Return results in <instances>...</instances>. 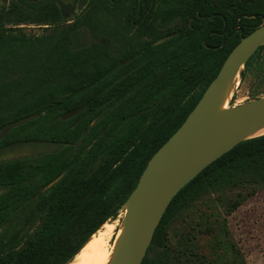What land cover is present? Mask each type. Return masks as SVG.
<instances>
[{
	"label": "trees",
	"instance_id": "1",
	"mask_svg": "<svg viewBox=\"0 0 264 264\" xmlns=\"http://www.w3.org/2000/svg\"><path fill=\"white\" fill-rule=\"evenodd\" d=\"M68 10L55 0H11L0 9V148L57 145L0 162V264H69L121 214L153 155L241 37L264 22V0H90L72 25L49 29ZM24 23L48 25V32L28 35L18 28ZM82 28L93 41L76 48ZM263 51L264 45L250 58L242 79ZM136 118L130 140L102 161L116 128ZM253 185L264 188V135L239 143L177 193L143 264L200 262L184 238L172 255L160 253L171 225L193 215L214 237L230 236L224 222L194 207L206 195ZM239 205L231 203L228 212ZM232 264L244 262L235 256Z\"/></svg>",
	"mask_w": 264,
	"mask_h": 264
},
{
	"label": "water",
	"instance_id": "2",
	"mask_svg": "<svg viewBox=\"0 0 264 264\" xmlns=\"http://www.w3.org/2000/svg\"><path fill=\"white\" fill-rule=\"evenodd\" d=\"M263 45L264 22L241 37L186 120L153 155L120 208L124 212L121 232L109 264H143L156 230L177 193L236 145L264 135V95L239 105H227L242 70ZM76 114L73 111L63 118ZM25 121L12 124L4 134ZM56 147L38 141L4 146L0 148V162L16 158L9 157L15 151L44 153Z\"/></svg>",
	"mask_w": 264,
	"mask_h": 264
},
{
	"label": "rangeland",
	"instance_id": "3",
	"mask_svg": "<svg viewBox=\"0 0 264 264\" xmlns=\"http://www.w3.org/2000/svg\"><path fill=\"white\" fill-rule=\"evenodd\" d=\"M55 1L59 5H67L69 10L62 20L51 25L49 29L56 26L68 27L90 9V0ZM10 2L11 0H0V9L6 7ZM47 27L49 26L37 23H24L18 26L20 30L31 36L47 33ZM92 41L93 36L91 31L87 28H82L78 31V37L72 43V46L76 48L84 47L91 44ZM263 95L264 51L262 55H256L254 57L251 65L248 67L245 78L242 79L239 76L236 87L227 105L229 107L239 105ZM138 121L139 119L136 118L116 128L104 146L106 147V151H104L105 153L101 158L102 161L110 156L111 148H115V145L123 142L126 143L127 140H130L129 136L133 129H136ZM39 153L19 150L15 151L9 157L35 156ZM234 202H238L240 205L233 211L228 212L229 205ZM194 208V212L204 209L209 215L214 214L211 218H217L221 222H224L227 225L230 236L214 237L212 231H209L203 225H198L196 216H184L171 225L169 229V240L166 245L160 248L161 254L172 255V251L177 249L179 242L184 238L187 239L193 253L201 257L200 262L197 264H232L235 256H241L244 264H264V188L253 185L226 189L221 194L213 193L204 196ZM123 216L124 212H121L120 215L108 220V222L115 224L117 229L121 225ZM37 226L35 225L27 229V233L22 240V245L25 244L29 234ZM116 229L113 231L109 242L110 251L115 244ZM230 245H235V250L239 252L237 255H235L236 251ZM176 264L185 263L176 262Z\"/></svg>",
	"mask_w": 264,
	"mask_h": 264
},
{
	"label": "bare ground",
	"instance_id": "4",
	"mask_svg": "<svg viewBox=\"0 0 264 264\" xmlns=\"http://www.w3.org/2000/svg\"><path fill=\"white\" fill-rule=\"evenodd\" d=\"M115 229V224L110 222L105 223L92 235L86 245L78 252L75 259L69 264H109L113 257L115 247L114 244L110 251L109 242ZM120 232V227H117L115 243Z\"/></svg>",
	"mask_w": 264,
	"mask_h": 264
},
{
	"label": "flooded vegetation",
	"instance_id": "5",
	"mask_svg": "<svg viewBox=\"0 0 264 264\" xmlns=\"http://www.w3.org/2000/svg\"><path fill=\"white\" fill-rule=\"evenodd\" d=\"M67 13H68V12H67ZM67 13H66V14H67Z\"/></svg>",
	"mask_w": 264,
	"mask_h": 264
}]
</instances>
